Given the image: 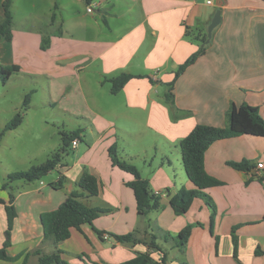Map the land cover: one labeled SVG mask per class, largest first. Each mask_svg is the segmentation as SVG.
<instances>
[{
	"label": "crops",
	"instance_id": "crops-1",
	"mask_svg": "<svg viewBox=\"0 0 264 264\" xmlns=\"http://www.w3.org/2000/svg\"><path fill=\"white\" fill-rule=\"evenodd\" d=\"M4 2L0 0V24ZM12 8V34L0 32V66L18 65L16 72L44 76L53 104L78 100L79 108L63 110L79 116L75 130L80 137L71 145L76 161L69 164L61 153L50 181L21 183L13 192L2 188L0 246L6 241V204L13 193L17 216L9 253L37 247L50 253L52 248L43 245L40 216L58 208L88 171L100 188L98 195L84 200L107 211L93 224L73 229L59 244L70 264H117L147 251L156 260L166 254L169 264H264V166L258 167L264 164L263 136L221 139L207 149L205 168L223 182L206 189L214 208L197 197L179 215L170 203L181 188L196 189L186 174L179 142L197 124L227 126L233 103L257 106L264 117V0H12ZM218 10L221 21L209 42L188 35L208 32ZM21 20L35 23L21 26ZM43 34L50 36L46 49ZM201 45L207 46L206 52L175 80L179 65ZM122 72L134 77L113 93L110 79ZM173 81L171 104L166 93ZM115 144L120 158L129 163L143 157L140 170L161 195L159 210L146 217L138 214L128 185L134 176L112 162L110 147ZM244 160L254 162L253 169L228 164ZM61 175L67 180L59 189L51 183ZM188 224L193 229L184 252L162 237L156 241L165 253L114 237L139 229L148 238L155 231L177 235ZM37 262L38 256L32 255L29 264Z\"/></svg>",
	"mask_w": 264,
	"mask_h": 264
},
{
	"label": "trees",
	"instance_id": "trees-1",
	"mask_svg": "<svg viewBox=\"0 0 264 264\" xmlns=\"http://www.w3.org/2000/svg\"><path fill=\"white\" fill-rule=\"evenodd\" d=\"M90 4L93 0H85ZM5 18L0 24V32L6 35L12 34L14 24V11L12 8V0H5ZM54 19V18H53ZM188 35L197 42L203 43L208 39V32L204 31L202 34H196L194 31H189ZM50 44L49 34H43L42 36V48L46 49ZM207 50V46H199L184 63L179 65L176 70L175 80L197 59L203 55ZM18 65L0 66V77L4 84L7 83L10 76L14 71H18ZM134 75L127 72H122L110 79L112 82V92L117 93L125 84L133 78ZM174 81L170 83L169 90L166 93L167 102L174 103ZM25 108H30V96L27 95L24 100ZM26 113L18 111L11 120L6 124L5 128L0 131V144L6 131L14 130L18 128L24 121ZM228 125L227 126H214L210 124H197L192 131L182 138L179 142L182 161L189 179L195 184L196 189L181 188L175 194L171 196V205L174 211L181 215L185 214L191 207L195 198H203L213 208L215 207L213 198L206 192V189L211 186L220 185L223 182L216 177L209 174L205 168V153L212 143L215 141L236 137L243 134H250L264 137V117L260 114L259 108L249 103H242L241 105L232 104L227 112ZM80 137L79 131H74L71 134L64 136V144L67 145ZM79 139V138H78ZM63 150H65L63 148ZM110 154L113 165L120 167L122 170L131 173L134 179L128 183L132 188L138 214L142 217L148 216L152 211L159 210L162 206L161 195L155 193L151 187L150 182L145 178L141 170L134 164L129 163L120 158L117 145L110 147ZM60 159V153L55 152L48 157L44 162L33 165L27 170L14 171L9 173V180H26L35 181L42 179L45 175L50 173L57 166ZM229 165L250 171L254 167V162L251 160H244L241 162L229 161ZM67 177L61 175L58 180L51 183L56 188H63ZM7 188L6 185H3ZM99 181L95 175L85 171L77 182V188L73 190L60 204V206L54 210L43 212L40 216L41 224L44 231L43 245L48 244L52 251L50 253L45 252L43 247H37L33 250L22 252L18 255L12 256L8 248L12 245L11 235L13 230L14 219L17 216L16 207L14 205L15 196L10 193V201L6 204V210L8 215V227L6 229V241L3 246H0V260L2 261H19L20 264H29L30 257L32 255L38 256L37 264H70L67 260L61 256L62 250L59 248V244L62 241L70 238L73 229H81L84 224H93L94 221L100 217V215L107 210L95 206H91L85 197H93L99 194ZM0 202H4L0 198ZM214 219V210L213 217ZM193 229V224H188L177 235H172L168 232L158 234L159 231L152 233V236L147 237V231L145 235H141L142 231L135 230L126 234H114L115 239L121 243H130L136 245L139 243H146L151 250H161L160 244L156 241L160 237L164 240L172 241L175 247L179 248L181 252H184L189 237ZM98 234H102L103 231L96 229ZM233 241L235 245V255L238 249L237 236L235 232L233 234ZM117 264H169L166 254L160 259L156 260L152 256L151 251L137 252L136 256L132 259L117 263Z\"/></svg>",
	"mask_w": 264,
	"mask_h": 264
},
{
	"label": "rangeland",
	"instance_id": "rangeland-1",
	"mask_svg": "<svg viewBox=\"0 0 264 264\" xmlns=\"http://www.w3.org/2000/svg\"><path fill=\"white\" fill-rule=\"evenodd\" d=\"M34 23L27 20L17 21V24L27 27L33 26ZM36 23L38 25V22ZM27 95L30 96L29 109L23 107ZM69 107L79 108V101L65 100L63 103L53 104L44 76L27 70L14 71L6 84L0 77V131L18 111L26 113L24 122L18 128L6 131L0 144V192H4L3 185L7 186L8 191L13 192L14 189H18V184L29 182L9 180V173L27 170L44 162L55 152L64 153L69 164L76 161L77 156L71 147L72 142L69 141L65 145L63 139L66 134L73 133L79 127V116L63 110ZM132 162L139 169L143 168V157L135 158ZM51 177L48 173L36 181L48 182ZM176 254L177 252L171 251L172 256Z\"/></svg>",
	"mask_w": 264,
	"mask_h": 264
},
{
	"label": "water",
	"instance_id": "water-1",
	"mask_svg": "<svg viewBox=\"0 0 264 264\" xmlns=\"http://www.w3.org/2000/svg\"><path fill=\"white\" fill-rule=\"evenodd\" d=\"M221 21V12L218 10L212 20V22L208 26V39L206 42H209L212 35H213V30L219 25Z\"/></svg>",
	"mask_w": 264,
	"mask_h": 264
},
{
	"label": "built area",
	"instance_id": "built-area-1",
	"mask_svg": "<svg viewBox=\"0 0 264 264\" xmlns=\"http://www.w3.org/2000/svg\"><path fill=\"white\" fill-rule=\"evenodd\" d=\"M208 3H212V0H208ZM92 10H93L92 6L89 5V6H88V11H92ZM155 78H156V77H155ZM78 143H79V139H78V138H76V139H74V140L72 141L73 146H76ZM263 166H264V164H263L262 162H259V163H258V167H259V168H262Z\"/></svg>",
	"mask_w": 264,
	"mask_h": 264
}]
</instances>
